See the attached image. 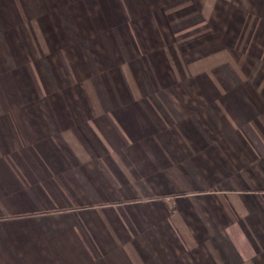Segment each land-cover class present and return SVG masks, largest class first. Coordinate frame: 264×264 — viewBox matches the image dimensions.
<instances>
[{
    "label": "crops",
    "instance_id": "1",
    "mask_svg": "<svg viewBox=\"0 0 264 264\" xmlns=\"http://www.w3.org/2000/svg\"><path fill=\"white\" fill-rule=\"evenodd\" d=\"M0 264H264V0H0Z\"/></svg>",
    "mask_w": 264,
    "mask_h": 264
}]
</instances>
